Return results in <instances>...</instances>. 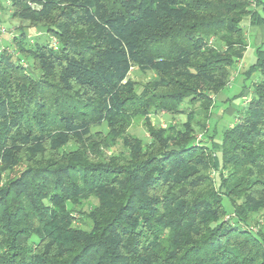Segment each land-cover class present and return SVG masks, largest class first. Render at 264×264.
<instances>
[{
  "label": "trees",
  "instance_id": "1",
  "mask_svg": "<svg viewBox=\"0 0 264 264\" xmlns=\"http://www.w3.org/2000/svg\"><path fill=\"white\" fill-rule=\"evenodd\" d=\"M9 17L26 28L0 54V264H264V42L237 121L219 142L206 124L264 0H10Z\"/></svg>",
  "mask_w": 264,
  "mask_h": 264
},
{
  "label": "rangeland",
  "instance_id": "2",
  "mask_svg": "<svg viewBox=\"0 0 264 264\" xmlns=\"http://www.w3.org/2000/svg\"><path fill=\"white\" fill-rule=\"evenodd\" d=\"M1 19L3 22V25L6 28H11L13 29V32L16 36H18V30L21 29V27L26 28V25L23 23H19L17 20H12L9 17V7L4 6L2 9V13H1ZM245 28L246 29V34H247V48L245 53L243 54V58L238 61V63L236 64L235 68H233L232 70V75L230 78V82L228 84V86L219 94L215 97L214 99V106L211 109V113H210V118L208 120V122L206 123L208 126V134L207 135H212V133L214 132V141H218L221 139V133L222 131L227 128L228 126H230V124H234V122L237 121V119L235 118L236 116V112L246 104L247 100H249L252 97V88H253V81L254 79L249 78V79H245V77L240 73V75L238 76V73L240 72V70H247L254 62H255V50L258 46V43L256 41L257 36L254 35L253 32L250 33L249 31V26L248 23H245ZM35 34H31L29 37H31L32 39L35 37ZM38 35V34H37ZM41 37V36H40ZM7 38L4 40V44L6 46H9V43L6 42ZM12 46V43H11ZM27 64V63H26ZM27 71L31 72V77H36L37 74L35 73V71L30 70V68L28 67L27 64ZM151 74L150 73H141L140 71L134 70L132 71V73L130 74V78L134 79L136 82L143 84L145 83L148 79L151 78ZM256 80V79H255ZM244 91V94L246 95V97H244L245 95H243L241 98L236 99V100H231L229 103H227V98H231L234 97L233 95H236L237 93H239L240 91ZM184 105H182V107H184ZM233 109L234 110V114L231 115L230 113L226 112L225 109ZM197 110V109H195ZM201 116H197L196 120H201ZM152 123L154 124V126H159V127H166L168 124L171 123H175V124H181L183 122H185L186 120V116L185 115H180V116H172L169 114H165V113H159L157 115H152L150 117ZM129 133L138 138L141 139L142 141H146L148 139V136L144 130L143 127V121L141 119H135L133 121V123L131 124L130 128H129ZM202 134L200 133L199 130H197L196 133V141L198 142H202L205 139V136H201ZM206 142L205 144L210 145V139H205ZM107 155H109V153H107ZM94 203V202H93ZM223 206L226 210V213L228 214V216L232 215V208L230 203L228 202V200L226 198H223ZM88 207L84 206V204L81 205L80 209L81 211H87ZM75 219H76V225L79 226L80 228H82L83 230H87V226L89 225V223L85 220L82 219V217L79 216L78 213L74 214ZM256 221H262V216L260 215H255L254 218L252 219L251 222V228H255V222Z\"/></svg>",
  "mask_w": 264,
  "mask_h": 264
},
{
  "label": "built area",
  "instance_id": "3",
  "mask_svg": "<svg viewBox=\"0 0 264 264\" xmlns=\"http://www.w3.org/2000/svg\"><path fill=\"white\" fill-rule=\"evenodd\" d=\"M4 6L9 7L10 6V0H0V54H2L3 52H6L10 55H17V53L11 47V43H12V41L16 35L14 33H12L13 29H11V28L8 29L3 25V22L1 19L2 8ZM6 38H7L6 42L9 43V46H6L4 44V40ZM29 38H30V42L32 43L33 42L32 38L31 37H29ZM49 46L51 49H56L57 48V40L55 38H50L49 39ZM21 65H22V67L27 68L26 62L24 63V61H22Z\"/></svg>",
  "mask_w": 264,
  "mask_h": 264
},
{
  "label": "crops",
  "instance_id": "4",
  "mask_svg": "<svg viewBox=\"0 0 264 264\" xmlns=\"http://www.w3.org/2000/svg\"><path fill=\"white\" fill-rule=\"evenodd\" d=\"M249 31H250V33L251 32H253L254 33V35L255 36H257V39H256V41H257V43H258V46H260L263 42H264V27H249ZM257 46V47H258ZM246 70H240V72L238 73V76L240 75V73L244 76V72H245ZM252 79H256V76H254V77H252ZM244 91L242 90V91H240L239 93H237L236 95H233L234 97H237V95H239V94H241V93H243ZM233 97H229V98H227L226 100H227V103H229L231 100L230 99H232ZM233 100H236V98L235 99H233ZM226 110V112H228V113H230L231 115H233L234 114V110L233 109H229V108H227V109H225ZM236 114H237V112H236ZM235 118H236V116H235Z\"/></svg>",
  "mask_w": 264,
  "mask_h": 264
}]
</instances>
